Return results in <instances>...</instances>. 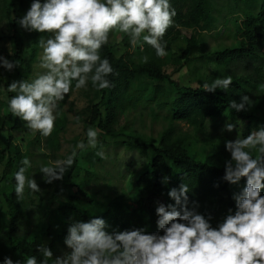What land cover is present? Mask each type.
Here are the masks:
<instances>
[{"label":"trees","instance_id":"obj_1","mask_svg":"<svg viewBox=\"0 0 264 264\" xmlns=\"http://www.w3.org/2000/svg\"><path fill=\"white\" fill-rule=\"evenodd\" d=\"M235 6L243 14V20L238 25L237 34L240 36L239 44L234 47L216 49L209 54L214 55L217 64V77L231 75L233 83L227 91L217 89L215 93L204 91L203 84L197 86L181 84L172 77V71L181 70L184 64L192 60L190 55L202 42L199 31H212L217 29L219 20L215 14L214 0H171L177 15L174 25L168 29L164 40L167 41V51L173 54L175 68L168 72L163 68L164 58L156 56L155 49L145 44L142 52L139 47L135 52L141 57H149L147 63H136L132 46L126 34L122 36L123 53L118 54L115 46L110 42L101 50V56L107 57L114 73L109 80L112 86L108 89L97 91L100 101L94 103L90 99L83 112L88 113L85 122L95 125L100 130L103 138H120V143L128 150H138L150 153L149 161L141 174L136 177L134 187L140 189V197L132 203V193L126 189L113 196H108L104 201H97L78 185L77 178L86 167L80 163L77 156L76 163L64 175L63 180H58L68 187L77 186L79 197L76 193L69 192L68 200L59 201L55 209L48 214V222L31 225L27 232L22 230L24 220L28 218L27 197L24 201H17L14 188V173L18 171L24 155L17 148L16 153H10L12 132L18 128V122L12 125L13 117L8 111V99L15 93L7 92L9 80L0 79V92L7 95V110L0 113V133L7 132L8 140L5 147L0 149V264H3L4 255L14 256L13 260L23 261L28 256H36L38 264L44 260L38 246L46 244L53 252V258L48 264H54L59 250L67 247L65 237L69 226L75 221L88 222L92 218L101 217L110 226L107 230L125 231L143 228L147 233L161 232L157 226L158 216L156 209L160 204L165 206L175 204L168 196L172 188H177L183 183L190 187L188 192V207L191 210L194 202L199 206L196 211L206 218L211 217L213 227L223 221L228 210L235 211L233 194L246 186V178L232 185L223 179L226 161L231 159V154L226 150L225 124L236 125V134L241 138L247 136L253 129L264 126V0H234ZM240 1L243 6L240 5ZM32 0H0V22L8 21L10 33H0V42L12 40L15 45V54L12 59L20 64L11 71L19 74L20 80L28 78L31 62L36 58L37 45L32 49L31 61L22 68L24 57L28 52L27 40L31 33L17 24V19L26 14ZM237 13V12H236ZM190 31V36L184 32ZM183 40L185 45L182 53L177 54L173 43ZM37 40V39H36ZM206 55H202V58ZM201 58V57H200ZM11 59V58H10ZM240 62L239 70L232 72L230 67ZM19 70V71H18ZM217 70V71H218ZM1 73L5 69L0 67ZM224 71L225 73H221ZM10 74V75H11ZM8 75V78L10 77ZM140 75L149 77L158 85L141 90H134L133 85ZM214 79V80H215ZM212 80L210 83H212ZM168 82L173 86V91H166ZM144 94L150 101H155L161 108H166L170 113L168 125L161 131L158 142L145 141L137 135L119 131L117 125L119 114L132 104L143 102ZM243 95H249L254 106L248 111L237 113L230 107L232 100L241 101ZM222 119L221 131L218 139L205 142L211 154L204 158L197 145L192 141L195 134L204 131L207 120ZM15 120H17L15 118ZM182 123L189 127L184 130ZM39 141V137L36 138ZM255 155V153H254ZM8 157L7 162L5 158ZM215 161V162H211ZM30 170L26 175H28ZM168 182L164 183V178ZM218 185V186H217ZM59 192V189L56 190ZM264 195V190H262ZM26 196V193H25ZM4 200V201H3ZM7 211L8 223L1 224V212ZM29 223V222H28Z\"/></svg>","mask_w":264,"mask_h":264},{"label":"clouds","instance_id":"obj_2","mask_svg":"<svg viewBox=\"0 0 264 264\" xmlns=\"http://www.w3.org/2000/svg\"><path fill=\"white\" fill-rule=\"evenodd\" d=\"M176 15L171 0H32L26 14L16 22L27 31L48 34L38 41L41 52L37 67L41 71L31 79L7 85V92L15 93L8 99V111L34 135L51 136L65 97L74 90L87 89L89 83L97 91L112 86L108 77L114 68L107 57L101 56L112 34H126L133 49L139 47L143 52L147 44L155 49L157 57L164 58L169 54L164 37ZM148 59L145 55L140 62L147 63ZM19 64L0 56V67L9 72ZM232 83L231 75L217 77L210 84L205 82L203 89L208 93L227 91ZM253 106L249 95H243L239 103L230 102L237 113ZM76 120L79 122L80 117ZM235 128L233 123L225 124L228 132ZM86 137L87 144L78 142L65 158L40 166L46 183L63 180L76 163L78 150L98 147V129L89 127ZM100 147L96 155L106 159ZM225 147L231 159L226 161L223 179L236 185L246 178V186L233 194L235 211L229 209L218 227L212 226L211 217L196 211L197 203L189 209L190 187L183 183L168 192L175 204H160L156 209L162 235L147 233L143 228L109 232L110 226L101 217L75 221L65 237L70 251L56 257L54 264H264V126L243 138L238 135L225 141ZM20 165L14 173V193L17 201H24L26 190L38 193L41 189L33 176L26 175L31 160L25 156ZM38 251L44 257L41 264L53 258L46 244L38 246ZM3 264H38V260L36 256L23 261L5 257Z\"/></svg>","mask_w":264,"mask_h":264},{"label":"rangeland","instance_id":"obj_3","mask_svg":"<svg viewBox=\"0 0 264 264\" xmlns=\"http://www.w3.org/2000/svg\"><path fill=\"white\" fill-rule=\"evenodd\" d=\"M215 14L218 17V28L212 31H199L202 42L198 45V48L190 55L191 62L184 64L181 70L173 72L175 68V62L173 54L170 52L164 57L163 68L168 72L172 71V77L177 79L182 85L191 84L197 86L200 82H211L215 79L219 70L214 59V55L210 52L224 48L234 47L239 44V38L237 34L238 25L243 20V14L237 10H231L235 6L234 0H214ZM240 5L243 3L240 1ZM237 12V13H236ZM31 37L28 38V52L25 55L22 68H24L31 60L32 49L35 45L38 47L36 58L31 62L28 78L34 77L35 73L41 71L38 65V56L41 49L38 46V41L41 35L45 38L48 34H41L39 32L29 31ZM0 33H10V27L8 21L0 22ZM185 36H190V31L184 32ZM123 34L114 33L110 36V42L115 46V50L118 54L123 53L125 48L122 42ZM37 39V40H36ZM184 41L181 39L178 42L173 43V48L177 54L182 53L184 48ZM15 45L12 40H3L0 42V56H4L11 61L15 54ZM11 52V55H10ZM131 52L135 55L136 63L140 62L141 56L135 52V49H131ZM202 55H206L202 58ZM201 57V58H200ZM11 58V59H10ZM242 64L240 62L235 63L230 67L232 72L239 70ZM218 70V71H217ZM19 71V70H18ZM18 73V72H17ZM17 73L11 74L5 69V74L0 71V79L9 80L10 82L19 81L20 76ZM221 73H225L221 71ZM11 74V75H10ZM8 75L10 77L8 78ZM160 83V82H159ZM158 82L152 81L145 75H140L134 82V90H141L147 87L158 85ZM165 85L166 91H173V86L168 82L161 83ZM138 90V91H139ZM143 102L130 105L127 109L119 114L118 129L125 133H131L144 139L145 141L158 142L161 131L168 125L170 113L166 108H161L155 101H150L147 98V94H144ZM7 95L0 92V113H4L7 110ZM90 99L94 100V103L100 101V96H96V90L89 83L87 89H81L79 91H73L70 97H65V100L60 102L61 115L56 120V127L52 135L49 137H43L39 133L35 135L26 127L25 123L18 117L12 121V125L18 122V128L12 132V140L10 143V153H16L17 148L20 149L22 155L27 156L31 162L32 167L29 168L30 172L28 176H32L37 181L41 192L31 193L26 190L28 218L24 220L22 230L27 232L31 227L38 223H47V214L51 209H55L59 201L68 200L69 192L76 193L82 199L87 200L78 192V187H68L61 183L58 187L57 181L48 184L44 180V174L39 172L40 166L46 164L49 160L63 159L71 153L72 148L80 141H84L87 144L86 132L89 127L98 129L95 125H88L84 119L88 117V113L83 110L88 106ZM79 116L80 120L77 122L76 117ZM223 123L222 119L215 121L207 120L204 131L195 134L192 141L197 145L201 155L207 158L211 154V150L205 142H215L218 137ZM184 130H188L189 127L182 123ZM99 130V129H98ZM226 137L229 140H235L238 136L236 130L232 132H226ZM248 135V134H247ZM39 137V141L36 139ZM125 138H103L100 136L99 130V145L96 149L86 147L84 150H78V157L80 163L85 165V169L82 170L77 178L78 185L82 186V189L89 195L94 196L97 201H104L106 197L113 196L123 189L132 193V203H135L140 197V189L134 187L136 177H138L143 169L146 167L150 153H142L138 150H128L122 143L118 142ZM8 140V133H0V149L6 146ZM208 140V141H207ZM105 152L106 159H101L96 155L97 151L101 150V147ZM8 157L5 158L7 162ZM215 162V161H211ZM59 189V192L56 191ZM4 201V200H3ZM1 224L3 227L7 226L8 214L6 210L1 212ZM29 222V223H28ZM32 225V226H31ZM70 249L62 247L57 257L69 252ZM5 257L14 256L10 254L4 255ZM17 260L19 258L16 256Z\"/></svg>","mask_w":264,"mask_h":264}]
</instances>
